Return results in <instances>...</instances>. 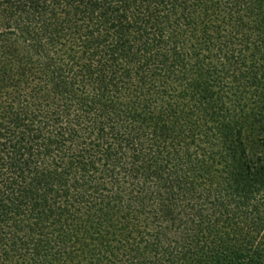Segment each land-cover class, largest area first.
<instances>
[{"label": "trees", "instance_id": "trees-1", "mask_svg": "<svg viewBox=\"0 0 264 264\" xmlns=\"http://www.w3.org/2000/svg\"><path fill=\"white\" fill-rule=\"evenodd\" d=\"M0 264H264V0H0Z\"/></svg>", "mask_w": 264, "mask_h": 264}]
</instances>
